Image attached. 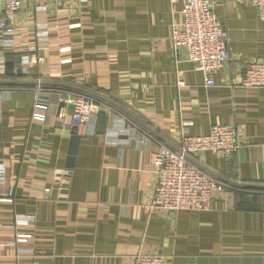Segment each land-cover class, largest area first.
I'll return each instance as SVG.
<instances>
[{"label": "crops", "instance_id": "obj_1", "mask_svg": "<svg viewBox=\"0 0 264 264\" xmlns=\"http://www.w3.org/2000/svg\"><path fill=\"white\" fill-rule=\"evenodd\" d=\"M181 7L40 0L23 7L16 44L0 32V264H133L144 252L166 264H264V87L239 83L247 65L264 61V21L243 0H213L229 59L207 86L171 45ZM11 55L23 74H5ZM88 91L108 108L73 132L64 99ZM37 96L49 106L45 121L32 118ZM60 108L67 116L58 122ZM214 124L236 126L242 145L230 159H195L232 187L206 210L151 205L152 153ZM17 214L35 219L16 227Z\"/></svg>", "mask_w": 264, "mask_h": 264}, {"label": "built area", "instance_id": "obj_2", "mask_svg": "<svg viewBox=\"0 0 264 264\" xmlns=\"http://www.w3.org/2000/svg\"><path fill=\"white\" fill-rule=\"evenodd\" d=\"M37 1L40 0H0V32L11 35V44H16L14 37L18 36L19 16L23 7L26 3L35 7ZM50 1L80 3L82 0ZM170 1H180L182 5V21L179 26L172 28L171 45L175 50L183 49L186 52L188 61L202 72L205 85L211 86L214 83L213 72L222 68L229 59L228 35L213 10V0ZM243 1L255 7L258 18L264 21V0ZM42 60V56H36L32 64ZM2 71L3 67L0 65V74ZM239 83L243 87H264V61L247 65ZM38 99L37 96L33 103L32 118L45 121L49 106ZM64 101L72 105L68 116L73 132L77 131L91 114L101 108H108L105 102L85 92L67 95ZM65 115L64 108H60L56 115L58 122L62 121L61 118ZM241 145L236 126L214 124L206 134L183 135L175 146H160L158 151L152 153L155 183L151 205L174 213L182 210L209 209L215 193L231 188L232 184L200 167L195 158L200 153L211 152L217 157L230 159ZM13 190V187L9 189V196L5 200H11ZM34 219L33 215L17 214L13 226L24 225ZM25 236L17 233L15 240ZM129 258L133 264H166L165 255L159 252L138 253Z\"/></svg>", "mask_w": 264, "mask_h": 264}, {"label": "water", "instance_id": "obj_3", "mask_svg": "<svg viewBox=\"0 0 264 264\" xmlns=\"http://www.w3.org/2000/svg\"><path fill=\"white\" fill-rule=\"evenodd\" d=\"M21 60H22L21 56H18V55L7 56L6 61H5V67H4L5 74L7 76H13L14 74H18V75L23 74L24 72L22 69ZM88 94L95 95L93 92L92 93L89 92ZM79 139H80V136L78 134L76 133L72 134L71 140H70V147L68 150V159H67V164L69 168L73 167L74 156L77 152V146L79 144Z\"/></svg>", "mask_w": 264, "mask_h": 264}]
</instances>
